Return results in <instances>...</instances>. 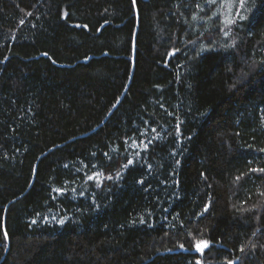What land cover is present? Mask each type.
I'll return each instance as SVG.
<instances>
[{"label": "trees", "instance_id": "obj_1", "mask_svg": "<svg viewBox=\"0 0 264 264\" xmlns=\"http://www.w3.org/2000/svg\"><path fill=\"white\" fill-rule=\"evenodd\" d=\"M230 1L0 0V264H264V0Z\"/></svg>", "mask_w": 264, "mask_h": 264}, {"label": "snow or ice", "instance_id": "obj_2", "mask_svg": "<svg viewBox=\"0 0 264 264\" xmlns=\"http://www.w3.org/2000/svg\"><path fill=\"white\" fill-rule=\"evenodd\" d=\"M214 2H215V0H208V3H214ZM239 2H240L241 7H245L246 0H239ZM133 3H135V0H133ZM197 7H199V5H197ZM193 18L195 19V17H193ZM245 18L246 17L241 16V19H245ZM227 23L232 24V23H235V21L234 20H228ZM85 27H87V26L85 25ZM44 55H47V53H44ZM144 147L147 148V145L145 144ZM131 163H133V161L129 160L128 161V164H131ZM128 164H126L124 167L127 168L128 167ZM259 171L264 172V169H259ZM101 175H102V173H97L96 174L97 177H99ZM118 177H119V173L117 174V178ZM107 178L108 179H112L111 176H109ZM89 179H93V177H89ZM56 191L57 192H62L61 189H56ZM205 210H207V209H205ZM32 223H36V221H32ZM60 223L62 224V223H64V221L61 220ZM3 234H4V238L5 239H8V233H7L6 230L4 231ZM192 243H193L194 248L198 252H200L201 254H203V252L205 251V249H207V248L210 247V242L208 240H206V239H194V241ZM179 247L181 249H184L185 248V245L184 244H180ZM240 250L243 251V248H241ZM197 264H201V262L200 261H197ZM228 264H236V261L235 260L228 261Z\"/></svg>", "mask_w": 264, "mask_h": 264}, {"label": "water", "instance_id": "obj_3", "mask_svg": "<svg viewBox=\"0 0 264 264\" xmlns=\"http://www.w3.org/2000/svg\"><path fill=\"white\" fill-rule=\"evenodd\" d=\"M135 5H136V0H135ZM136 11H137V13H138L137 5H136ZM138 26H139V18H138V16H137V24H136V29H135V33H134V40H133V70H134L135 47H136V43H135V41H136V34H137ZM171 54H172V53H170L169 56H170ZM133 70H132V74H133ZM132 74H131V77H130V79H129L128 85H129V83H130V81H131ZM126 90H127V88H126ZM126 90H125V91H126ZM125 91H124L123 95L125 94ZM123 95L120 97L119 101L122 99ZM119 101H118V102H119ZM118 102H117V104H118ZM117 104L113 107V109L111 110V112L115 109V107L117 106ZM111 112H110V113H111ZM35 174H36V166H35L34 175H33V179H32L31 184H32L33 181H34ZM31 184H30V185H31ZM200 262H201V261H200ZM201 264H202V263H201Z\"/></svg>", "mask_w": 264, "mask_h": 264}, {"label": "rangeland", "instance_id": "obj_4", "mask_svg": "<svg viewBox=\"0 0 264 264\" xmlns=\"http://www.w3.org/2000/svg\"><path fill=\"white\" fill-rule=\"evenodd\" d=\"M230 3L232 4V1L229 0L228 5H229ZM234 3H235V1H234ZM234 3H233V4H234ZM238 5L241 6V5H240V2H239ZM235 6H236V5H235ZM232 11H233V7H232ZM101 178H102V176H99V177H97V180H99V179H101Z\"/></svg>", "mask_w": 264, "mask_h": 264}]
</instances>
